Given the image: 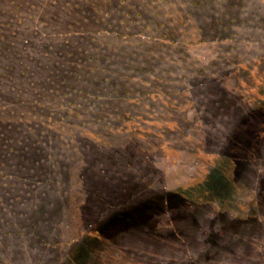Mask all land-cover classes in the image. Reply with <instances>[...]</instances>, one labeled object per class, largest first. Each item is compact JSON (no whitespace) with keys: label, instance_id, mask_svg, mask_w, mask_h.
<instances>
[{"label":"rangeland","instance_id":"374dc122","mask_svg":"<svg viewBox=\"0 0 264 264\" xmlns=\"http://www.w3.org/2000/svg\"><path fill=\"white\" fill-rule=\"evenodd\" d=\"M181 1L0 0V38L6 36V41L0 40V48L11 40L7 37L12 26L7 25L22 26L23 29L27 25L42 27L45 9H50L48 18L58 16L50 26L58 32L67 31V25L62 29L59 27L61 22H56L60 17L67 23H78V26L74 25L75 30H70L71 40L78 44L88 33L82 29L91 32L87 35L89 38L106 29L102 22L94 23L96 18L105 16L99 11L106 13L121 9L130 13L120 25L123 31H114L113 26L107 28L108 32L102 33L100 38L105 37L107 42L119 47L124 45V40L119 44L114 38L124 32L133 35L136 45L156 36L158 32L149 31L153 22L163 23L169 30L178 31L177 34L185 32L181 38L184 41L182 46L172 44L177 41V35L169 43L171 57L183 59L184 65L192 63L196 66L198 63V66L207 67L205 73L215 79L206 86L207 89L198 90V85L190 87L188 81H181L185 75L182 71L175 70L177 73L170 77L169 73L165 77L160 71L158 76H148L151 84L158 78H163L161 82L167 85L173 82L169 79L171 77L178 80L172 85L177 94L173 96L176 105L163 107L160 111L168 122L158 120L156 114L148 126L140 125L142 131L150 134L143 138L144 142L134 141L130 133H116L110 142L121 148L135 149L137 145L146 148V158L158 168L163 179H157L146 194L139 186L136 192L127 193L112 207L106 205L99 222L96 220L101 212L89 208L94 199H89L82 188L75 184L73 189L65 188L64 193L60 190L64 198L55 201L58 209L54 216L61 219L53 221L54 228L47 233L41 227L38 232L41 238L34 236L32 228L35 224L40 226L43 221L42 210L48 202L45 198L40 201L39 193L32 195L36 200L32 204L37 202L41 208H28L23 220L11 214L8 218L9 207L4 206L7 217L2 219L1 210L0 264H264V0L212 2L213 6L208 8L216 9L212 21L204 20L206 11L199 12L198 8L190 9L185 4L199 0ZM16 8L20 9L17 12L20 14L11 15V10ZM137 9H150L153 13L161 11L163 18L151 14L154 18L151 27H147L148 20L137 17ZM190 12L191 16L187 14ZM195 14L197 18H193ZM31 15L34 18L29 19ZM175 17L181 20L184 17L188 25H182L181 20L177 23ZM229 21L231 29L224 31V35L219 32L217 39L215 31ZM178 48H182L183 54L178 55ZM153 55L158 63L161 59L164 61L163 67L169 66L170 61L162 49H156ZM6 65L0 55L1 74L7 73ZM20 70L17 66L13 79L7 76L0 79L3 92L13 86L19 92L28 87ZM196 74L197 71L188 75L192 79ZM135 79L141 81L143 77L137 75ZM161 82L157 81L155 86H160ZM39 89L43 86L40 85ZM30 92L28 95L32 97V88ZM195 93L200 96L193 99ZM214 94L215 99L208 98ZM26 95H16L13 99L20 106ZM205 101L207 109L202 108ZM158 104L167 105L162 101ZM19 110L22 112L23 107ZM167 127L176 135L167 134ZM5 131L6 136L23 139V130ZM75 144L71 143V147ZM83 152L71 151L70 156L74 153V157L70 167H76ZM4 160L0 155L1 174L12 170L15 177L20 175L21 168L13 166L16 162L3 166ZM193 176L197 178L190 180ZM56 188L60 189V186ZM10 189L11 186L8 191ZM19 190L24 189L20 186ZM45 192L52 198V192ZM67 199L69 203H64ZM29 203L22 207L26 209ZM97 204L101 208L105 203L100 200ZM9 205L15 204L11 202ZM22 254L25 255L20 257Z\"/></svg>","mask_w":264,"mask_h":264},{"label":"trees","instance_id":"16d2710c","mask_svg":"<svg viewBox=\"0 0 264 264\" xmlns=\"http://www.w3.org/2000/svg\"><path fill=\"white\" fill-rule=\"evenodd\" d=\"M178 1L181 0H176ZM217 1L221 0H199L185 4L190 9L196 7L199 12L206 11L203 16L204 20L212 21L216 9L208 8L213 6L212 2L217 3ZM222 1L228 2L229 0ZM241 8L244 7L241 6ZM1 10L3 13L6 12V9ZM19 10V8L13 9L10 14L18 15ZM45 11L47 12L41 19L42 27L27 25L23 29L22 26L7 25V27L12 26L10 36L7 37L11 40L9 43H3L0 48L1 58L7 62L5 68L7 73H0V79L6 76L13 79L18 66L21 69L20 75L23 76V82H26L28 86L21 89V92L17 91L14 86L4 92L0 89V155L5 159L3 166L16 162L13 166L21 168L20 175L17 177L14 175L15 171L12 170L9 173L3 171L2 174L0 173V211H3V220L7 217L5 207H9L8 218L11 214L23 220L27 216L28 208H41L36 204L37 202L32 204L36 201L32 195L39 193L40 201L45 198L48 202L42 210L43 221L40 222V226L35 224L32 228L36 238H41L38 234L41 227L44 228L43 232L47 233L48 230L54 228L53 221L61 219L54 216L58 209L56 202L64 198L60 190L64 193L65 188L73 189L76 185L82 188L89 199H94V203H90L88 207L101 212L96 220L99 222L106 205L112 207L127 193L136 192L139 186L143 187V193L146 194L157 179H163L161 173L157 171L158 168L146 158V148H141L140 145L135 146V149L127 146L121 148L110 142L116 133H130L134 141H143V138L150 134L142 131L140 125L142 123L143 126H148L153 122L156 114L158 120L163 119L168 122V118H165L160 111L163 107L176 105L173 103V96L177 94L172 85L178 80L171 77L169 79L173 82L167 85L161 82L163 78H158L151 84L147 79L148 76H158L160 71L165 77L169 73L170 77L177 73L175 70L182 71L185 75L180 78L181 81H188V85L191 84L190 87L198 85V90H205L207 85L215 82V79H210L205 73L208 70L207 67L198 66L196 63L198 68L195 69L196 66L192 63L184 65L183 59L172 58L168 53L169 50L172 51L169 43L174 36L177 35L178 39L172 44L183 45L184 41L181 38L185 36V32L177 34L178 31L175 29L169 30L163 23L155 21L149 31L158 33L151 40L140 41L134 45L136 41L132 40L133 35H126L123 32L114 38V41L119 44L124 40V45L120 44L121 46L117 47L107 42L105 37L103 39L99 36L108 32L107 28H113V26L116 28L114 31L118 29L123 31L120 25L126 21L130 13L121 9L106 11V13L99 11V14L102 12L105 16L96 18L94 23L102 22L104 26H107L106 31H97V34L89 38L87 35L91 32L82 29L81 31L88 33L81 37V44H78L70 37V30H75L74 25L78 26V23H67L66 19L60 17V21L56 22H61L59 27L62 29L67 25V31L58 32L55 27H50L52 21L58 20V16L48 18L50 9H45ZM137 12H139L137 17L141 20H148L147 27H151V21L154 18L151 14H155L161 20L163 18L161 11L153 13L150 9H137ZM187 14L191 16L192 12ZM195 17L197 18L198 15H193V18ZM32 18L34 15L29 16V19ZM174 19L177 23L181 20L178 17ZM182 19V25L187 26L188 22L184 17ZM229 23L230 21L226 25L222 24L224 26H220L215 31L217 39L219 32L224 35V31L231 29L228 26ZM197 24L199 26L200 21ZM128 29L129 27L126 31ZM156 37L160 40H155ZM99 39L102 41L99 42ZM0 40L6 41L5 34ZM158 48L164 51L165 58L170 61L169 66L163 67V60L161 59L160 63L156 60L153 53ZM181 54L183 50L178 48V55ZM228 60L225 59V61ZM195 71L197 74L192 77L194 83H190L192 79L189 75H194ZM137 75L143 79L136 80ZM157 81L161 82L160 86H155ZM40 85L43 89H39ZM30 88L33 89L32 97L28 95L31 93ZM21 94L27 95L19 106L13 97ZM33 96L36 97L31 100ZM186 96L190 98L188 93ZM199 96L195 93L193 99ZM208 98L215 99V94L214 96L208 95ZM158 101L167 105L158 104ZM210 104H215V102ZM21 107H23L22 112L19 110ZM206 107H208L207 101L202 108ZM167 112L170 113V110L167 109ZM209 114L211 115V112ZM184 117L187 118L186 114ZM10 129L23 130V139H17L12 135L6 136L5 130ZM171 130L167 127V134L176 135L174 130L172 132ZM73 142L76 144L71 147ZM73 150L74 152L84 150L74 168L69 165L71 158L74 157V153L73 157L70 156ZM92 175H94L93 179H91ZM194 178L197 177L193 176L190 180ZM9 186L11 189L8 191ZM20 186L28 190L21 191ZM58 186L60 189L56 188ZM190 186L192 185L188 187ZM45 190L53 193L52 198ZM168 192L176 193L175 191ZM59 194L61 197H58ZM180 199H183V196ZM67 200L64 203H69V199ZM95 200L97 202L102 200L105 204L98 208ZM11 202L15 205L8 206ZM26 202L30 203L25 209L22 206H26ZM78 203L82 202H76ZM79 208L80 206L77 207ZM23 255L25 254L20 257Z\"/></svg>","mask_w":264,"mask_h":264}]
</instances>
